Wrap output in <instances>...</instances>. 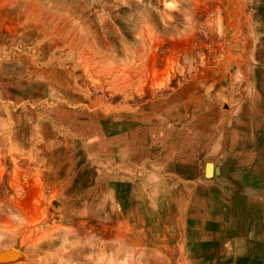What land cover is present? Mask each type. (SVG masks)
Here are the masks:
<instances>
[{
  "label": "rangeland",
  "instance_id": "obj_1",
  "mask_svg": "<svg viewBox=\"0 0 264 264\" xmlns=\"http://www.w3.org/2000/svg\"><path fill=\"white\" fill-rule=\"evenodd\" d=\"M250 28L240 0H0V264H169L106 190L247 87Z\"/></svg>",
  "mask_w": 264,
  "mask_h": 264
},
{
  "label": "crops",
  "instance_id": "obj_2",
  "mask_svg": "<svg viewBox=\"0 0 264 264\" xmlns=\"http://www.w3.org/2000/svg\"><path fill=\"white\" fill-rule=\"evenodd\" d=\"M240 6L251 21L247 87L231 80L210 95L216 108L178 126L191 135L169 152L124 154L121 188L106 190L154 260L264 264V0Z\"/></svg>",
  "mask_w": 264,
  "mask_h": 264
}]
</instances>
